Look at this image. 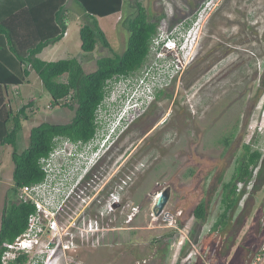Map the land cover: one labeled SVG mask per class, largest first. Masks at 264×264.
Returning <instances> with one entry per match:
<instances>
[{
    "label": "rangeland",
    "instance_id": "1",
    "mask_svg": "<svg viewBox=\"0 0 264 264\" xmlns=\"http://www.w3.org/2000/svg\"><path fill=\"white\" fill-rule=\"evenodd\" d=\"M140 1L151 15L164 14L158 25L160 34L193 19L191 26L200 33L198 52L191 56L189 51L183 60L174 51H162L157 58L155 41L139 72L111 81L97 112L100 127L93 143L100 140L105 122L114 118L124 101L135 102L134 89L141 93L139 77L151 87L149 103L133 114V122L90 172V164L109 144L95 153L86 147L80 174L74 179L73 167L66 171L60 163L54 164L58 184L47 202L59 207L62 195L74 189L78 201H66L56 217L69 219L75 212L72 219L80 217L75 223L83 216L85 223L93 222L104 231L103 240L80 243L75 257L83 264H221L239 246L250 249L256 244V223L264 218L263 182L246 205L249 213L244 226L235 235L229 233L232 219L250 194L252 180L242 186L244 193L227 226L213 228L220 213L222 182L230 177L242 145L248 143L264 153V0ZM133 2L125 0L123 11L96 18L119 53L127 39L122 20L132 12ZM65 6L63 39L51 57H39L46 61L75 58L86 72L92 71L96 58L109 52L101 44L92 52L81 50L79 29L92 18L76 0H67ZM28 80L19 86L20 97L13 105L17 109L34 101L17 136L18 152L26 146L31 127L42 121L66 123L73 116L71 109L51 106V96L32 69ZM160 90L164 93L155 99ZM225 136L231 148L225 147ZM12 151V146L0 145V218L5 200L12 195ZM79 179L83 184L75 192ZM166 188L169 198L159 211L154 206L156 198ZM111 199L114 202L109 204ZM200 201L207 204L203 222L193 216ZM42 236L49 240L52 233Z\"/></svg>",
    "mask_w": 264,
    "mask_h": 264
},
{
    "label": "trees",
    "instance_id": "2",
    "mask_svg": "<svg viewBox=\"0 0 264 264\" xmlns=\"http://www.w3.org/2000/svg\"><path fill=\"white\" fill-rule=\"evenodd\" d=\"M76 1L92 18L91 22L79 29L81 50L92 52L101 44L109 52L97 57L95 68L88 72L75 58L46 61L38 57L43 48L64 37L67 30V0H0V145L13 147L12 195L5 200L0 218V258L4 243L12 242L27 229L28 218L36 210L34 203L18 198V190L24 185L44 180L45 172L40 160L50 155L60 139L84 144L95 138L100 127L97 112L109 94V84L143 68L152 49V40L158 34L160 19L164 17V14L151 15L140 0H134L130 5L132 12L122 20L127 39L125 49L119 53L112 49L96 18L123 11L125 0ZM192 20L183 25L191 24ZM31 69L51 96V106L71 109L73 116L66 123L42 121L31 127L26 146L18 152L15 148L17 136L23 122L29 119L28 111L34 101L22 103L17 109L13 105L16 97H20L19 86L29 82ZM163 93V90L157 91L155 99H159ZM252 180L250 194L240 212L232 219L229 228L231 235L237 234L244 226L249 213L246 205L252 199L253 192L264 182V153L258 148L244 145L230 177L222 182L220 213L213 228L227 226L231 212L244 193L243 189L238 190L239 185L246 186ZM206 209L207 204L200 201L194 207V218L203 222L207 216ZM261 222L262 219H258L256 223L259 236L256 244L250 249L239 246L229 259L223 258L221 264H244L251 258L264 239ZM23 262L24 256H19L13 264Z\"/></svg>",
    "mask_w": 264,
    "mask_h": 264
},
{
    "label": "built area",
    "instance_id": "3",
    "mask_svg": "<svg viewBox=\"0 0 264 264\" xmlns=\"http://www.w3.org/2000/svg\"><path fill=\"white\" fill-rule=\"evenodd\" d=\"M172 44L173 42L170 43L171 46ZM175 55L183 60L187 56L181 53ZM145 80L141 79L140 83H137L141 93L137 94L139 90L136 87L134 89V94L137 96L136 100L134 103L129 101L128 106L133 104L140 107L144 96L147 100L151 97V87L146 85L147 82L144 83ZM52 161V154L48 158L40 160L45 172V178L42 182L24 185L17 192L19 199L31 201L35 204L36 210L28 218L27 229L12 242L4 243L0 258L2 264H13V261L19 256H24L23 264H83L75 257V252L80 243L88 244L98 241L99 238L103 240L105 237L102 229L99 230L93 222L85 223L83 216L82 220L75 223V220L80 218L78 215L75 220L72 219L73 215L76 214L75 212L69 215V219L61 220L56 217V215L61 214L62 205L57 207L53 206L51 202H47L55 184H58L56 178L59 177V174L57 173L56 176L53 171ZM242 186L240 184L238 190H241ZM110 202L114 201L111 199L109 204ZM48 206L55 207V209L49 212ZM261 223L264 226V218ZM48 231L52 233V238L46 240L42 234ZM244 264H264V239L251 258Z\"/></svg>",
    "mask_w": 264,
    "mask_h": 264
},
{
    "label": "clouds",
    "instance_id": "4",
    "mask_svg": "<svg viewBox=\"0 0 264 264\" xmlns=\"http://www.w3.org/2000/svg\"><path fill=\"white\" fill-rule=\"evenodd\" d=\"M193 22V20H192ZM191 22V24H192ZM191 24L184 26H175L174 28H170L161 34L158 32V34L153 38L152 40V47L154 45V42L157 41V48L155 49V52L153 55H157V58H159L158 54L162 51H174V53H181L182 55L189 54V51H191V56L195 55L198 52V44L196 43L197 36L200 35V33H197V29H194ZM199 40V39H198ZM172 46L170 43H172ZM152 50V49H151ZM174 54V55H175ZM139 76L136 77V79ZM141 78L139 77V80ZM145 79V78H142ZM138 80V83H139ZM129 102H125L121 104L120 109L114 116V118L109 122L106 123L105 132L103 133L100 140L96 143H93V139L90 140L87 143H79V142H73L69 139H60L54 148V150L50 153L52 154V164L60 163V168H66V171H70L68 167H73L71 170L74 169V174L72 175V178L78 177L80 174V163L82 162L81 159L84 157V150L86 147H89L88 150L92 152H97L101 147H104L106 144H109V146L105 149V151L100 155V157L96 160L95 163L90 164L88 171L90 172L97 162L102 158V156L109 150V148L116 143V141L121 137V135L125 132V130L128 128V126L133 122L134 116L133 114L140 110L141 107H144L147 103H149V100L145 99L143 97L142 105L140 107L133 105L128 106ZM129 116H133L131 119ZM103 125V126H105ZM50 156V155H49ZM48 156V157H49ZM46 157V158H48ZM78 161V162H77ZM77 162V164H76ZM55 166V165H54ZM88 172V173H89ZM86 173V172H85ZM85 174L84 178L82 180L84 181L85 177L88 175ZM81 179L76 183L74 186L75 192H77L81 185ZM80 184V185H79ZM74 189L71 188V190L68 192V194L62 195L61 199L63 200V205L66 201H76L74 198ZM62 205V206H63ZM66 205V204H65ZM55 209V207L48 206V211L51 212Z\"/></svg>",
    "mask_w": 264,
    "mask_h": 264
},
{
    "label": "water",
    "instance_id": "5",
    "mask_svg": "<svg viewBox=\"0 0 264 264\" xmlns=\"http://www.w3.org/2000/svg\"><path fill=\"white\" fill-rule=\"evenodd\" d=\"M169 194H170V190L169 188H166L164 190H162L159 195L156 198V203H155V207H157L160 210H162V208L165 206V204L168 201L169 198Z\"/></svg>",
    "mask_w": 264,
    "mask_h": 264
},
{
    "label": "crops",
    "instance_id": "6",
    "mask_svg": "<svg viewBox=\"0 0 264 264\" xmlns=\"http://www.w3.org/2000/svg\"><path fill=\"white\" fill-rule=\"evenodd\" d=\"M63 39V38H62ZM61 39V40H62ZM60 40V41H61ZM58 43V42H57ZM57 43L53 44V45H48L45 48H43V50L38 54V57L41 56L42 54H45L44 56L46 57H51V55L53 54L52 52L55 51L56 47H57ZM40 58V57H39ZM30 75V74H29Z\"/></svg>",
    "mask_w": 264,
    "mask_h": 264
},
{
    "label": "flooded vegetation",
    "instance_id": "7",
    "mask_svg": "<svg viewBox=\"0 0 264 264\" xmlns=\"http://www.w3.org/2000/svg\"><path fill=\"white\" fill-rule=\"evenodd\" d=\"M230 136H232V133L230 134ZM224 143H225V147H228V148H231V146H232V143H230L229 142V139L225 136L224 137ZM244 145H249L248 143H246V144H243L242 145V151H243V148H244ZM250 146V145H249ZM251 147V146H250ZM252 148V147H251ZM253 149H256V148H253ZM242 151H241V153H242ZM241 153L239 154V155H241ZM239 157V156H238ZM238 157H236L235 158V163H236V160H237V158ZM234 166H235V164H234ZM234 168V167H233ZM233 170V169H232ZM83 184V182L81 183V185Z\"/></svg>",
    "mask_w": 264,
    "mask_h": 264
}]
</instances>
